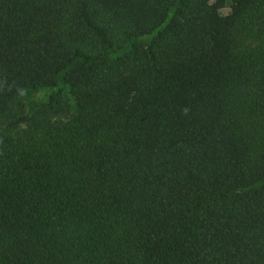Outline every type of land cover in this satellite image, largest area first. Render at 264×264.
Listing matches in <instances>:
<instances>
[{"label": "trees", "instance_id": "obj_1", "mask_svg": "<svg viewBox=\"0 0 264 264\" xmlns=\"http://www.w3.org/2000/svg\"><path fill=\"white\" fill-rule=\"evenodd\" d=\"M0 264H264V0H0Z\"/></svg>", "mask_w": 264, "mask_h": 264}, {"label": "rangeland", "instance_id": "obj_2", "mask_svg": "<svg viewBox=\"0 0 264 264\" xmlns=\"http://www.w3.org/2000/svg\"><path fill=\"white\" fill-rule=\"evenodd\" d=\"M55 92L59 103L62 105L71 104V99L66 89L62 88L60 91L56 90H43L35 94V98L39 101H46L51 93ZM23 112V106L20 104H15L11 107L8 113V117L21 115Z\"/></svg>", "mask_w": 264, "mask_h": 264}]
</instances>
